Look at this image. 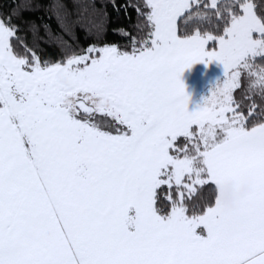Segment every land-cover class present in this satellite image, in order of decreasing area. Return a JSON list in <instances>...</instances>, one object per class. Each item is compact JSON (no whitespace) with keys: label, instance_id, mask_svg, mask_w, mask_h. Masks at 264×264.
Returning <instances> with one entry per match:
<instances>
[{"label":"snow or ice","instance_id":"obj_1","mask_svg":"<svg viewBox=\"0 0 264 264\" xmlns=\"http://www.w3.org/2000/svg\"><path fill=\"white\" fill-rule=\"evenodd\" d=\"M109 4L128 21L111 29L122 41L105 38ZM40 8L39 25L22 15ZM53 18L91 40L42 55L24 29L51 35ZM213 60L225 78L189 110L180 75ZM242 75L247 104L233 96ZM229 183L250 186L231 206ZM0 264H264V3L0 13Z\"/></svg>","mask_w":264,"mask_h":264},{"label":"trees","instance_id":"obj_2","mask_svg":"<svg viewBox=\"0 0 264 264\" xmlns=\"http://www.w3.org/2000/svg\"><path fill=\"white\" fill-rule=\"evenodd\" d=\"M50 0H0V13L7 12L10 9L15 8L17 5H19L21 8L24 4H47ZM71 2V0H69ZM97 4L101 3L102 0H95ZM122 2V0H117V3ZM254 3L262 4L264 3V0H253ZM108 31L106 33V39L109 41H122L123 37L115 34L111 29L115 26L124 24L126 25L128 21L124 18L123 14L121 13L119 16L115 12L112 11L111 5L108 6ZM130 12L135 17L134 11L130 9ZM23 17L33 19L37 23V25L41 24L40 17H44L45 20H47V16H45L43 8L36 9L33 11H23L22 12ZM48 22L51 24L52 34L48 35L45 33V30L41 27L39 29V32L34 36L32 31L25 26L24 29V38L26 43L29 45H36V49L38 52H40L42 55L46 57H55L59 55L62 45L67 44L73 47H78L86 44L88 41L91 40V37H88V40L85 39V33L82 29L76 28L74 35H68L66 33H63L62 30L57 26L54 18L52 20H48ZM184 21L182 18H179L178 20V26L183 25ZM188 26L190 28L200 26L203 28L210 27L209 24L206 22L199 23L195 20L189 21ZM257 61L259 62V58H257ZM245 78L242 75L241 77V85L237 89L234 90L233 96L235 99H242L245 104L249 103V95L250 93L244 92V95H241L242 91L245 89ZM258 99V97H257ZM210 190L206 189H198L197 193H194L193 195L197 200L201 198V194H206Z\"/></svg>","mask_w":264,"mask_h":264},{"label":"rangeland","instance_id":"obj_3","mask_svg":"<svg viewBox=\"0 0 264 264\" xmlns=\"http://www.w3.org/2000/svg\"><path fill=\"white\" fill-rule=\"evenodd\" d=\"M191 2V0H190ZM222 2V0H220ZM179 20V18H178ZM225 78L223 65L216 60L209 63L198 61L186 68L180 75L188 95V109L202 106L212 89Z\"/></svg>","mask_w":264,"mask_h":264},{"label":"clouds","instance_id":"obj_4","mask_svg":"<svg viewBox=\"0 0 264 264\" xmlns=\"http://www.w3.org/2000/svg\"><path fill=\"white\" fill-rule=\"evenodd\" d=\"M250 191L248 184L241 185L238 189L233 185L228 186L227 194L222 198L226 205H234L238 199L243 198Z\"/></svg>","mask_w":264,"mask_h":264},{"label":"crops","instance_id":"obj_5","mask_svg":"<svg viewBox=\"0 0 264 264\" xmlns=\"http://www.w3.org/2000/svg\"><path fill=\"white\" fill-rule=\"evenodd\" d=\"M233 185L234 187H236L237 189L241 186V185H236L235 183H229V184H226L225 185V187H224V189L222 190V192H221V198H223L226 194H227V191H228V186L229 185Z\"/></svg>","mask_w":264,"mask_h":264}]
</instances>
